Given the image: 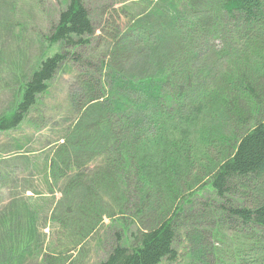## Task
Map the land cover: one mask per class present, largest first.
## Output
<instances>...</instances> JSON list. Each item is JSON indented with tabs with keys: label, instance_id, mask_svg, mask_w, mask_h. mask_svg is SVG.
<instances>
[{
	"label": "trees",
	"instance_id": "trees-1",
	"mask_svg": "<svg viewBox=\"0 0 264 264\" xmlns=\"http://www.w3.org/2000/svg\"><path fill=\"white\" fill-rule=\"evenodd\" d=\"M90 1H62L44 37L52 55L22 77L0 116L1 135L31 125L56 75L76 69L77 116L44 157L51 200L1 204L0 264L27 261L30 227L52 222L77 238L104 218L115 231L99 264L170 263L179 244L197 264H264V0L119 9L98 66L83 54L95 33ZM225 232L227 262L206 258L204 241ZM55 250L33 252L61 264Z\"/></svg>",
	"mask_w": 264,
	"mask_h": 264
},
{
	"label": "rangeland",
	"instance_id": "rangeland-1",
	"mask_svg": "<svg viewBox=\"0 0 264 264\" xmlns=\"http://www.w3.org/2000/svg\"><path fill=\"white\" fill-rule=\"evenodd\" d=\"M62 1L0 0V116L16 101L17 90L24 80L22 77L30 74L43 56L52 55L53 50H45L44 37H48L56 25ZM159 3V0H91L89 9L95 33L90 46L83 51L84 56L98 66L110 43L107 38L109 21L113 23L119 9H134L133 13L137 14ZM124 23L125 20L119 23L118 34L124 32V28L121 29ZM245 72L252 70L246 69ZM75 75L76 69L64 67L51 83L39 112L31 116V125L6 135L0 134V206L14 196L36 198V195H42L50 202L44 157L60 133L77 116L73 102L81 93L73 81ZM59 198V194H56L55 199ZM45 205L39 208L42 211L40 218L43 210H47ZM29 211L32 212V209ZM30 229L34 238L27 242V248L16 247L19 252L25 249L28 255L24 264H40L37 254L33 252L35 247L48 255L53 254L52 250L56 248V255L63 257L61 264H99L106 255L103 249L108 247L115 231L107 218L88 236L82 233L77 238L61 235L58 225L52 222ZM6 232L5 229L0 232V241ZM204 244L205 257L220 263L227 262L234 248L228 232H225V237L218 236L209 246H206V241ZM184 247L179 244L176 261L161 264H197L196 259L188 257L191 255Z\"/></svg>",
	"mask_w": 264,
	"mask_h": 264
}]
</instances>
